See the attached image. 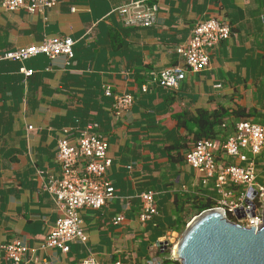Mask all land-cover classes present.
I'll return each instance as SVG.
<instances>
[{"label": "crops", "instance_id": "1", "mask_svg": "<svg viewBox=\"0 0 264 264\" xmlns=\"http://www.w3.org/2000/svg\"><path fill=\"white\" fill-rule=\"evenodd\" d=\"M154 1L149 27L122 23L115 8L128 0H54L42 12L0 5V52L47 38L75 41L72 58L0 61V264H12L4 245L14 239L26 247L18 264H77L90 255L102 264H161L166 256L156 242L179 234L178 220L193 214L185 199L200 196L215 205L219 198L185 160L194 143L192 119L202 110L225 111L219 142L233 135L241 115L264 125V0ZM210 18L229 24L231 37L210 50L205 69L187 73L175 89L161 87L158 73L184 64L176 47ZM105 86L131 94L132 105L117 113ZM63 129L71 142L85 129L107 141L106 177L114 188L100 209L80 210L87 240L70 242L67 252L42 246L60 215L48 186L61 177L56 155ZM241 152L246 161L217 150V167L253 161L255 183L264 186V147L257 155ZM143 192H152L157 206L145 222ZM118 216L123 220L114 224Z\"/></svg>", "mask_w": 264, "mask_h": 264}, {"label": "built area", "instance_id": "2", "mask_svg": "<svg viewBox=\"0 0 264 264\" xmlns=\"http://www.w3.org/2000/svg\"><path fill=\"white\" fill-rule=\"evenodd\" d=\"M54 0H0V5L8 11L24 9L28 12H42L52 7ZM158 10L154 0H128L115 8L122 23L128 27H149L154 24ZM229 24L210 18L197 22L191 36L176 47V52L183 58L184 64L174 65L161 70L157 76L158 84L164 89H175L189 72H200L209 64L210 50L220 42L231 37ZM75 41L70 37L47 38L39 45L19 47L11 51L0 52L1 60L23 62L37 54L49 58L63 55L73 56ZM25 78L30 70L21 69ZM144 89L146 87L144 86ZM106 96L113 97L117 113L128 109L133 103L131 94H114L109 86L104 87ZM90 127V126H89ZM88 127V128H89ZM57 141V160L61 166V177L57 182L48 186L54 195L60 215L53 226L49 227L43 248H59L62 252L69 250V243L78 241L84 243L87 235L84 231L80 210L87 208L98 210L113 197L114 188L106 177V171L111 165L108 156V143L98 135L91 134L87 129L80 131L75 142L66 137V129ZM264 147V125L244 120L235 124L234 133L223 142L209 138L195 141L186 153V162L200 175L201 183L212 188L219 195L216 204L208 209H223L224 215L237 224L246 227L262 224L264 206V186L255 183V163L250 161L246 166L229 164L218 168L215 162V152L222 150L224 154L246 161L247 157L241 152L248 148L257 155ZM141 213L139 220L145 222L157 214V206L152 192L140 194ZM192 215L186 225L195 217ZM122 216L113 219L114 224L120 223ZM177 233H169L156 242L157 248L163 253L170 246L173 258ZM175 242V243H174ZM26 247L19 239H14L4 245L6 256L12 264H18ZM77 264H102L90 255ZM113 264H123L116 261Z\"/></svg>", "mask_w": 264, "mask_h": 264}, {"label": "water", "instance_id": "3", "mask_svg": "<svg viewBox=\"0 0 264 264\" xmlns=\"http://www.w3.org/2000/svg\"><path fill=\"white\" fill-rule=\"evenodd\" d=\"M173 258L179 264H264V206L258 228L233 222L223 209L203 210L186 225Z\"/></svg>", "mask_w": 264, "mask_h": 264}, {"label": "trees", "instance_id": "4", "mask_svg": "<svg viewBox=\"0 0 264 264\" xmlns=\"http://www.w3.org/2000/svg\"><path fill=\"white\" fill-rule=\"evenodd\" d=\"M240 111L241 110L239 109L236 112L238 116L239 114H241ZM225 113H226L225 111H211V112L206 111V110L199 111L197 117L192 119V121L195 124L194 125L195 130L193 131V134H192L193 141L195 142L199 139H204V138H209V139L219 140V141L222 140L221 139L222 130L220 129V126L223 124L226 118ZM239 117L241 119L240 121L246 120V117L243 115ZM203 199L204 197H200V196H193V197L190 196L185 199L186 202L184 201V204L185 203L189 204L190 210L193 211L192 215H196L202 212L203 210H206L214 206L213 202L210 201L209 199L206 200L208 201L206 203L203 202ZM184 204L178 208L179 214L183 213L184 207H185ZM187 221L178 220L175 231H177L178 233H181L184 230ZM162 254L166 256V259H164L163 261L164 264H171V263L179 264L177 261H174L168 258L170 256L169 250L164 251Z\"/></svg>", "mask_w": 264, "mask_h": 264}, {"label": "rangeland", "instance_id": "5", "mask_svg": "<svg viewBox=\"0 0 264 264\" xmlns=\"http://www.w3.org/2000/svg\"><path fill=\"white\" fill-rule=\"evenodd\" d=\"M185 227H186V226H185ZM184 229H185V228H184ZM182 232H183V231H182ZM182 232L179 233L178 238L176 239L177 241H178L180 235L182 234ZM177 241H176V243H177ZM174 243H175V242H174ZM176 243H175V244H176ZM172 249H173V246H170V249H169L170 253H171Z\"/></svg>", "mask_w": 264, "mask_h": 264}]
</instances>
